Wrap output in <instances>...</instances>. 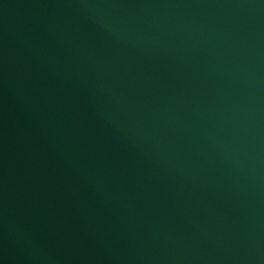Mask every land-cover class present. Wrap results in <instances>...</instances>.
I'll use <instances>...</instances> for the list:
<instances>
[{
	"label": "water",
	"instance_id": "obj_1",
	"mask_svg": "<svg viewBox=\"0 0 264 264\" xmlns=\"http://www.w3.org/2000/svg\"><path fill=\"white\" fill-rule=\"evenodd\" d=\"M0 264H264V0H0Z\"/></svg>",
	"mask_w": 264,
	"mask_h": 264
}]
</instances>
